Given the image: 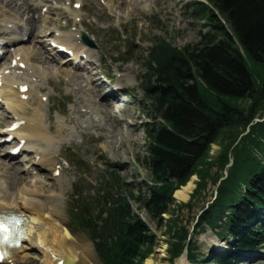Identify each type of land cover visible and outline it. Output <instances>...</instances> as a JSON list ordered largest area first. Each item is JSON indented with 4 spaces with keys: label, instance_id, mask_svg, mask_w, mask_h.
<instances>
[{
    "label": "trees",
    "instance_id": "obj_1",
    "mask_svg": "<svg viewBox=\"0 0 264 264\" xmlns=\"http://www.w3.org/2000/svg\"><path fill=\"white\" fill-rule=\"evenodd\" d=\"M193 11L210 27L201 42L179 48L156 38L143 65L151 120L142 126L146 190L107 166L98 183L80 180L70 198L69 229L92 241L102 264H143L158 246L132 205L166 227L170 260L185 251L190 262L204 259L193 234L206 227L235 236L243 248L262 242L264 227L246 215L264 209V121L256 122L264 119V0H205ZM216 143L221 151L212 159ZM193 176L194 198L209 182L217 187L194 232L177 214L192 203L177 205L174 198ZM80 185H86L81 192Z\"/></svg>",
    "mask_w": 264,
    "mask_h": 264
},
{
    "label": "rangeland",
    "instance_id": "obj_2",
    "mask_svg": "<svg viewBox=\"0 0 264 264\" xmlns=\"http://www.w3.org/2000/svg\"><path fill=\"white\" fill-rule=\"evenodd\" d=\"M18 1L17 5L11 9L12 12L7 15V19L12 17L17 20L18 25L22 26L27 22L28 17L33 16V14L28 15L26 7L20 9L18 5L22 6L23 0ZM78 1L82 2L83 9L79 13L80 17L76 18L72 14L75 11L72 6L74 2ZM196 1H47L50 13L48 17L51 18L50 29L56 28V24L63 27L64 33H69L75 30L74 26L76 24L82 25L85 32L89 31L91 33L90 37L98 47L97 51L94 50L93 65L86 67L87 71L83 72L84 76L90 78V80H98L99 77L95 75L100 71L101 74L110 77L120 74L136 98L128 97V100L133 102L131 105L119 101L109 105L108 102L103 100L108 89L100 92L98 88V85H100L99 80L97 83H83L85 88H80L79 83L76 84L77 82L71 81L70 76L67 74L68 67H58L56 63L55 66H57L58 72L62 73L61 75L51 73L48 81L49 85H44L45 93L49 97L45 107L42 108L43 105L38 107L39 101L34 100L29 102L26 115L22 112H19V114L30 117L35 110L42 108L41 113L47 135L54 140L62 139V141H66L61 144L58 142L57 144L56 141L52 142L55 147L53 144L44 141L39 145L33 143L32 149L28 154H25L26 157L20 165L17 164V161H10L7 157L10 149L15 145L0 146V166L2 165L0 175L4 176L2 179H4L6 185L9 184L11 187L10 196L16 198L24 190H38L35 192H39V194L36 196L32 194V196L36 200H40L41 204L48 201L50 197L59 200L54 208L50 210L51 212L54 211V213H51L53 221L55 220L56 224L64 227L72 237L74 246L73 264H102L88 237L81 233H72L68 228L70 221L69 199L74 193L76 183L80 179L95 181L99 170L105 168L106 163H108L119 168L122 176L127 178L128 183L136 181L141 184L142 191L146 190L143 183L150 180V172L145 161L147 142L141 124L145 118L148 119L146 108H148L149 102L146 101V95L141 87L144 74L143 64L145 63L143 57L147 56L148 52L154 47L156 38L166 39L168 43L179 48L194 47L201 42L202 36L210 30L204 26V21L198 19L190 10V5ZM63 7H70V12L65 14L72 20H68L65 16L64 11H62ZM18 9L21 10V13L16 12ZM32 19L42 33L41 37L36 40V42L41 41V46L38 49L45 51V47L48 46V39H44L46 40L45 44L42 37L44 34L47 37H51L53 34L48 35L49 28L44 29L39 19L36 20L33 17ZM79 20H82L81 24ZM47 55L44 56L47 57ZM41 56L43 55H36L34 59L36 61L41 60ZM47 67H50V65L47 64ZM12 120L11 112L9 114L0 111V128L10 125ZM53 147L57 149L55 150ZM42 149H49L51 158L56 160V165H60V161L65 160V158L76 161L78 164L63 163L60 166V175L57 177L53 176V170L47 165H43L42 168L39 167L37 174L33 175L28 171V168L35 162L36 153H39ZM220 151L221 145L219 143L213 144L210 152L211 158L214 159ZM13 167L17 169V179L12 178ZM198 181V178L193 176L185 186H182L174 194L177 205L192 203L191 209L185 207L180 210V213H177L180 220L188 225L192 232L196 228L198 218L202 216L214 200L217 190V187L209 182L206 189L194 198L193 195ZM190 182L194 184L192 193L187 201H181L176 197V193ZM135 193L137 194V192ZM32 196L24 194L27 199H31ZM18 198L16 199L18 200ZM42 206L46 207L47 203L46 205L45 203L42 204ZM138 207V205L134 206L135 213L141 216L158 239V246L154 253L143 264L147 260H152L154 264H176L179 258L170 260L168 254L166 227L159 226L145 210L138 211ZM173 208L176 209L177 207ZM169 217L170 215L166 216V219ZM194 239L199 253L208 258L211 250L217 248V239L210 230L206 229L203 232L196 233ZM222 244L225 245L227 242ZM31 250L27 252L29 255L25 257L26 259L22 264H46L40 251ZM208 258L205 260H208Z\"/></svg>",
    "mask_w": 264,
    "mask_h": 264
},
{
    "label": "bare ground",
    "instance_id": "obj_3",
    "mask_svg": "<svg viewBox=\"0 0 264 264\" xmlns=\"http://www.w3.org/2000/svg\"><path fill=\"white\" fill-rule=\"evenodd\" d=\"M17 1L18 0H0V25H5L6 27L3 29V31L10 34V35H12L20 27L16 23V21H17L16 19H13L12 17L7 19V15L10 12H12L11 9L17 5ZM29 1H32V0H24L23 1L24 3H22V6L18 5L19 8L21 9V7L25 6L26 10L29 11ZM36 1L39 2L41 0H36ZM33 4L36 5L37 3L33 2ZM20 9H18V11H16V12L21 13ZM11 24H12L11 28L15 29L14 32L10 31V28L7 27L8 25H11ZM26 24H27V26H26L27 28L25 29L24 35H29V41L27 43L20 45L21 39L19 40L18 36H13L11 38H8V39L2 40V41L9 44L10 48L13 47L15 49L16 56H18V55L23 56L24 62H28L29 68L36 72L34 76L40 77V71L41 70L38 69L39 66H34L31 63V60L29 58L33 59L35 53H38V55H43V56H41L42 57L41 60H38L39 65L49 64L50 58L45 57L44 56L45 53L42 52V50L40 48L38 49V47L41 46L40 43H37V46H34L35 47L34 54L32 55L30 53L31 49L34 47H28V46L31 45V43L35 42L36 39H38V36H40L42 33L38 29V27H37L36 23L33 21L32 17H28ZM81 33L82 32L78 30V31H75L71 35H66V36H64V38H59V39L57 38L56 40H53V41L60 43L62 45H66L69 50H74V51L77 50L79 53L81 52V53L88 54V52H91V50L87 51L85 48H81V46L78 43V41H79L78 38L81 37ZM24 35H22V36H24ZM74 40H76L77 43H74L73 42ZM87 64H90V63H87ZM53 72L56 75H59L60 71L58 72L57 68H54ZM67 74L69 76H71L72 81L77 82L76 84L79 83L78 85L80 88H85V86H83V83L92 82V80L85 77L83 74L73 76V73L71 71L70 72L68 71ZM31 79H33V78H31ZM117 88H118V86H117ZM2 92L6 93V94L8 93V102L6 104V107L13 111V114L15 115V117L18 116L17 113H19V112H22L24 114L26 113V109H28L27 108L28 102L22 101L20 99V97H18L19 92H17V91L14 92L13 90H7V87H5V86L2 88ZM33 92H34V90H33V88H31L29 90L28 94L29 95L33 94ZM36 93H38V92H36ZM117 99L122 101V99H120L119 97ZM41 106H42V103H41ZM20 118L21 119H19L17 121L23 120L26 122L24 125L20 126V128L18 130L13 132L12 135H15L17 138H19L20 141L26 140V144H25V146L21 152H29L30 149H32L33 143H36L37 145H39L41 142L44 141L46 143L53 144L52 142L56 141V143L58 142L61 144L62 142L66 141V140L62 141V139L61 140H56V139L54 140V139H51L47 135L46 127L44 126V118H43L42 113L39 112V110H35V112H33V114L30 117H26V118L24 117L23 119H22V117H20ZM51 147H52V145H51ZM54 147H55V145H54ZM40 153H41V151H40ZM41 154H42V157L39 160V163L40 164L46 163V165H47V162H49V164L47 166L51 167L54 164V160L51 157H49V153H47V151H45L43 149ZM43 162H45V163H43ZM54 168H55V166H54ZM55 169H54V171H55ZM7 171L9 172V170H7ZM12 173H13L12 178L15 177L17 179L18 178L17 177L18 176L17 169L14 168ZM2 177H4V176L0 175V216L2 218H6L5 216H9V214H11L12 212H18L20 215H24L28 218L24 223L25 234H24L23 240L21 241L22 243H21L20 248L19 249H13L11 251L9 250V252H8L9 257H10L9 260L12 262V264H21L26 259L25 257L27 255H29V253H27V252L31 249H32L31 251H33V249H34V251H35V249L37 251H40L44 257L46 264H59L60 261H63L65 263L69 264V260H71V263H73L72 260H73V255H74V246L72 243V237L64 227L59 226L58 224H56V222H54L55 220L53 221V219H52L51 213H54V211L52 210V212H51L50 209H53L59 200L50 197L48 199V201L44 202L45 205L47 203V206L43 207L42 204H44V203L41 204L40 200H36V198H33V196H32V194H35V196L37 194H39V192L38 193L35 192L38 190H34V191L24 190L22 193H20V195H17V197H19L17 200L16 199L17 197L15 198V197L9 195L11 187L9 186V184L6 185V183L4 182V179H2ZM33 186L36 187L35 185H33ZM193 188H194V184L192 182H190L186 187H184L182 190H180L176 193V197L178 199H180L181 201H187L189 199L190 194L192 193ZM24 194H30V196H32L31 199L33 198V200H31L30 198L27 199L26 197H24ZM37 199H39V198L37 197ZM52 204H53V206H52ZM6 211H10V213L7 214ZM260 262H262L260 264H264L263 259H261ZM145 264H154V263L152 260H147ZM176 264H187L186 255L181 257L180 259H178V262Z\"/></svg>",
    "mask_w": 264,
    "mask_h": 264
},
{
    "label": "snow or ice",
    "instance_id": "obj_4",
    "mask_svg": "<svg viewBox=\"0 0 264 264\" xmlns=\"http://www.w3.org/2000/svg\"><path fill=\"white\" fill-rule=\"evenodd\" d=\"M5 231H6V228H5L4 224L3 223H0V232H5ZM0 259H3V257L0 256Z\"/></svg>",
    "mask_w": 264,
    "mask_h": 264
},
{
    "label": "water",
    "instance_id": "obj_5",
    "mask_svg": "<svg viewBox=\"0 0 264 264\" xmlns=\"http://www.w3.org/2000/svg\"><path fill=\"white\" fill-rule=\"evenodd\" d=\"M66 264H68V263H66ZM69 264H73V263H71V260H69Z\"/></svg>",
    "mask_w": 264,
    "mask_h": 264
}]
</instances>
